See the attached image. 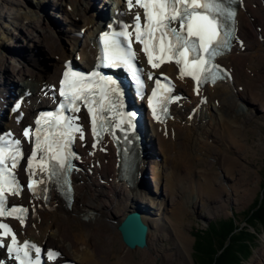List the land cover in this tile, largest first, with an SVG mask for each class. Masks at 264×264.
Returning <instances> with one entry per match:
<instances>
[{"label":"bare ground","instance_id":"1","mask_svg":"<svg viewBox=\"0 0 264 264\" xmlns=\"http://www.w3.org/2000/svg\"><path fill=\"white\" fill-rule=\"evenodd\" d=\"M72 1L75 7H72V10L68 12V14L74 17L77 16V13L81 12L82 15L79 20L82 21V25L79 24V26L82 27L83 30H88H84L88 36L92 27L98 29V22L102 20V15L118 18V13L114 14V10L117 9L116 5L109 8L107 4H105L101 9L96 6L98 10L95 9L91 17L86 18L84 11H88L89 8L93 9V3L89 2V0H85V5L81 3L84 5L81 7L76 0ZM58 2H61V0H58ZM58 2L55 3V0L53 1L56 5ZM69 2H71V0H69ZM258 2L259 0H240L239 2L236 39H234V43L229 52L218 58V62L227 71L229 79L224 81L218 80L213 84H206L198 94L194 92V88L188 81L176 80L175 92L181 94L178 100L180 104L170 107V118H167L161 123L147 122L146 128L143 126L140 133H137L132 138L119 136L114 140L112 135L105 134L97 140L94 146H90L88 142H86V146L79 149L81 155L80 162L78 163L79 169L75 171L73 177H71L73 194L69 207L65 206V203L59 196L62 192L60 183L55 188H48L45 191L46 197L42 199H32L31 197L24 196L21 200H18L20 195H14V199L28 206L29 211L25 223L26 226L20 228L19 237L24 239L27 238L28 235L34 237L35 234L41 233L42 235L38 236L40 237L39 241H42L45 247L51 252L60 256L56 261L47 264H55L59 261H62L63 264H67L66 261H64L65 257L71 259L73 264H158V261H161L162 264H173L177 263L178 259L181 257L187 256L189 254V240L187 234L184 233L183 230L184 224H186L184 216L188 210L183 204H180L181 206L179 207L176 203L171 202L168 209L169 211L166 210L165 212L170 213L171 216H162L164 215L162 209H166L167 206L164 205L160 208L161 206L152 205L151 199H148L149 192L146 190L145 193H142V189L145 190L146 186L144 185L147 183L146 165L152 163L156 156L162 157L159 159L160 161L163 160L164 163L169 161L170 166H175L184 170L185 183L179 186L181 189L180 196H183L184 188H188L189 185H192L194 180L191 178L192 173H196L199 180H201L203 198L210 199L215 197L220 200L216 195L219 194V197L221 194H224V196L226 195L225 199H222L220 206L221 210H224L225 206L232 202L238 203L242 201L241 199L243 197H241V194L247 196L248 193L253 190L247 183L248 175L246 176V170L248 168L243 163H245L244 161L250 151L249 149L254 148L253 150H255V148L257 149L258 147L253 146V144L250 146L251 143L248 138H250L249 133L253 134V131L247 130L242 123L243 121H253V114L257 113L259 110L264 111V103H262L263 97L259 95L260 90L255 89L257 77H259L257 84H261V80L264 81L263 74L256 75L258 69L264 68L262 66L264 62V42H258L257 45L255 44L254 41L256 40H253L252 37L255 36L256 33L255 31L253 32V25L249 19V17L254 18V22L258 21L260 18L264 19V8L261 7V2H264V0H262L260 4ZM256 4L257 8L255 9L254 6ZM64 10L65 13V7ZM19 17L25 18V15L21 17L16 13L14 17L10 18L11 26H14L13 28L16 27V30L17 27L19 28L20 26L18 23ZM31 17L34 19L33 16ZM31 17H27L26 20L28 23L37 25L36 22L31 20ZM47 19L48 18H46V20ZM64 21L67 23L66 25H73V21L68 22L69 20L67 21L66 18ZM61 31L62 30L59 28L56 29L58 33ZM27 32L29 35L31 32L30 27L27 28ZM51 35V32H42L40 30L39 38L32 39L29 37L32 44L30 43V46L28 43L27 44L29 48H32V51H35L38 55L44 52V48H42L41 45L47 47L43 42L45 40L49 41L50 49H57V44H53L54 39L51 38ZM87 43L88 42H85L79 47L80 44H78L76 40L71 42L70 53L69 50L63 48H60L64 50L62 52L59 50H51V53H49L57 60H51L52 62L46 63L48 67L47 71H49L46 73H34L26 68L14 66L15 64H12L9 68V62L2 64L6 65L10 72L6 77L0 73V96H3L8 89L4 87L3 80L4 82L6 80H11L13 79V75L18 74V78H21L16 80V83L19 81V85L16 84L13 88L15 91L18 90L16 96H23L24 111L30 112L37 109L39 103L44 99L42 91L45 89H41V87L45 84L55 83L61 65H63L74 50L78 51L80 49L79 61H81V63L88 61L91 48L88 47ZM20 47L22 52L25 46L21 45ZM58 47L60 46L58 45ZM36 49L39 50V53ZM2 58H0V60ZM25 60L28 62L36 61V59ZM78 66H80V64H78ZM248 70L254 72L255 75L253 78L245 74ZM164 71L172 74L170 67H165ZM118 83L120 84L121 82L119 81ZM240 90H242V92H240ZM245 94L248 95L247 98L249 99L247 107L244 104L241 105H244L246 109L240 107L234 121H230L225 117L220 119L222 127L225 128L229 134V138L233 143V148L230 149L225 147L220 151L209 146V148H211L210 150H212L211 152L214 153V157L203 162L205 164L203 169H198L196 172L193 171L191 168L193 160L201 159L208 148V144L202 139L201 130L198 127L209 123V121H211L213 109L217 110L220 108L221 104L225 103L227 98L237 106L235 97L237 95L244 96ZM252 100H255L258 106H251ZM216 101L219 102L218 107L215 106ZM259 107H261V109H259ZM247 108H250L251 114L246 113L245 115L244 110H247ZM207 115H209V117H207ZM2 116H4V112L0 111V119ZM208 118L209 121H207ZM9 123L10 120L8 122L6 120L0 123V127L7 126ZM195 124L197 125L193 127ZM178 144H187L192 148L190 151H183L182 153L179 149V154L176 153V156H173L171 153L177 149ZM231 152H236L237 154L231 157L228 154ZM182 157L184 161L177 160ZM160 161L158 162L160 163ZM218 163L222 167L226 166V173L230 175L233 181V185H230L232 187L230 190L231 193L225 186L228 183L225 181L223 184L221 183V175H219L218 172H211V166ZM150 168L153 173L156 187L154 192L159 194V187L161 186V170H159V164H151ZM154 169L155 171H153ZM166 181L170 182V179L165 178V182ZM212 183H214V185H212ZM164 184V195L167 196L169 192L171 193L170 200L175 199L173 188L178 187L169 186L166 183ZM140 186L142 188L141 190ZM137 190L140 192H137ZM231 195L235 196V199H232ZM196 196L201 197L199 194ZM146 199L148 201H146ZM207 207L203 199L200 202V210H203L202 213H205V215L212 214ZM153 208L157 210L156 213H154L155 211H151ZM128 213L137 215L145 228L142 246H127L131 250L137 248L134 254L124 249L126 245L123 246V241L121 242L120 237L115 231V229L117 230L116 227L118 224ZM56 214L63 215L61 222H54L48 219L43 225L40 224V226H38L39 219H41L42 216L53 217L56 216ZM12 221L13 220H11V222ZM144 221L148 225L144 223ZM53 223H56L57 229L53 228ZM149 226L153 227L155 230L153 236H149L150 239L147 240ZM83 229L84 233L81 234ZM53 231L63 235V237L61 236V238H59L60 241L57 242L56 239L55 242L53 241L54 237H58V235L54 233L50 236V233ZM25 232L26 235L24 234ZM90 235L96 236L100 244L99 246H96L95 243L90 241ZM171 235L175 242L174 244L170 242V244L172 243L174 247L163 245L162 242L168 241V237L171 241ZM65 239L68 241V245ZM47 241L54 242L58 248L48 245L46 243ZM175 244L177 245L176 248ZM137 255L139 256L136 259L135 257ZM184 263L183 260L179 261V264ZM5 264L9 263L6 262Z\"/></svg>","mask_w":264,"mask_h":264},{"label":"rangeland","instance_id":"2","mask_svg":"<svg viewBox=\"0 0 264 264\" xmlns=\"http://www.w3.org/2000/svg\"><path fill=\"white\" fill-rule=\"evenodd\" d=\"M53 1L54 0H45V1H41V0H0V58L3 57L0 60V73L2 74L4 73L3 76L6 77L9 74L10 70L8 71V69L10 68L12 64H15L14 66H17V67L19 66L21 68H26L28 70H31L34 73L49 72L47 71L48 67L46 66L47 65L46 63H50L54 60H57L55 57H52V54H50L51 50H54V51L59 50L60 52H62L64 50H61L60 48H63L65 50L66 49L69 50V53H70L71 42L76 40L78 44H80L79 47L85 42H87L88 34L86 33L84 36L85 41L83 39L82 42H79L78 39L73 38V36H75L74 34L70 36L67 34L64 35L65 29L69 27V25H66L67 23H65L64 21L65 18L67 21L69 20L68 22L73 21V24L78 23L82 25V21L79 20L80 16L82 15L81 12L77 13L76 14L77 16H74V17L68 14V12L72 10V7H75L73 4V1L71 0V2H69V0H61V2H58V0H55V3L58 2L57 5L53 3ZM261 1L262 0H259L258 3L260 4ZM76 2L82 7L85 5L86 1L76 0ZM89 2L93 3L94 7L93 9L89 8L88 11L87 10L84 11L85 12L84 15L86 14L85 15L86 18H90L91 16H89L88 13L92 15L95 9L98 10L97 7L101 9L102 7H104L105 4H107V7L109 8L113 7L111 5L112 1L110 0H105V2L104 0H89ZM81 3H83L84 5H82ZM44 5H48V6L55 5L54 7L56 8V10L61 11L63 13L64 18L61 21L56 19V17L54 16H57V15H55V11L54 13H52L54 9H51V8L46 9V12L44 13V9H45ZM256 6L257 4L254 6L255 9L257 8ZM64 7L66 9L65 13H64L65 11ZM261 7L264 8V2H261ZM16 13H18L21 17L25 15V18L19 17L20 22L18 20V23L20 24V26L19 28L17 27V30H16V27L13 28L14 26H11V19H10L14 17ZM31 16H33L35 20L32 19ZM27 17L28 18L31 17V20L36 22L37 25H32L28 23V21L26 20ZM46 18L48 19L46 20ZM249 19L253 25L252 30L253 32L255 31L256 33V35L252 37L253 40H256L254 41L255 44L257 45L258 42H261V43L264 42V33H263L264 32V19L260 18L258 21H255V22H254V18L249 17ZM27 25L31 29V32L29 33V35L27 32V28H28ZM57 28L61 29L62 31L60 33L56 32ZM40 30L42 32H51V34L53 35V36L51 35V38L54 39L53 44H57L56 45L57 49H50L49 41L47 40L43 41L44 44L47 45V47H45V45L44 46L41 45V47L44 48V52H45V53L44 52L41 53V55H38L35 51H32V48H29V46L32 44L31 39L29 37H31L32 39L39 38ZM64 36H68L71 38L68 39V38H65ZM27 43L29 44V46ZM21 45L25 46L22 52H21V47H20ZM58 45L60 47H58ZM37 46H38V43H37ZM78 52H80V49L78 50ZM38 53H39V50H38ZM24 58L29 59V60L36 59V61L33 60L34 62L32 61L28 62ZM6 62H9L8 63L9 68L6 65H2V64H5ZM262 66L264 67V62L262 63ZM245 74H247L249 77L251 76L250 78H253L255 75L254 72H251V70L246 71ZM259 74H263L264 76V68H260V70L258 69V72L256 75H259ZM20 78L21 77L18 78V74H15V76L13 75V80L15 81V85L16 84L19 85L18 84L19 81H17L16 83V80ZM258 78L259 77H257L256 79L257 82L259 81ZM251 80L255 81L254 79H251ZM257 82H255V89L260 90L259 95L263 97L262 103H264L263 101L264 100V81L261 80L262 82L261 84H257ZM242 90H240V92H242ZM247 96H248L247 94H245L244 96L237 95L235 97L237 106L227 98L226 102L221 104L220 108H218L217 110L213 109V112L211 113V121H209V118H208L207 121H209V123L198 127L201 130L202 139L206 142V144H208L207 145L208 148L201 159L193 160L191 164V168L193 171L196 172L198 169H203L205 167V164L203 162H206L208 159H211L214 157V153L211 152L212 150H210L211 148H209V146H211L212 148H216L220 151L223 150L225 147H228L230 149L233 148V143L231 139L229 138V134L226 131V129L222 127L220 123V119L222 117H225V118H228L230 121H234L235 117L238 114L239 108L242 107L243 109H246L247 102L249 101ZM218 103L219 102L216 101L215 103L216 107H218ZM241 104H244L246 107ZM250 105L253 107L258 106L255 100H252ZM259 109H261V107H259ZM246 113L251 114L250 108H247V110H244L245 115ZM209 115H207V117H209ZM146 125H145V128H146ZM196 125L197 124L193 125V127H195ZM242 125L247 130L253 131V134L249 133L250 138H248V140L251 143L250 146L253 144V146L258 147L257 149L255 148V150H253L254 148L249 149L251 152L249 151V153L247 154V158L244 161L245 163H243L248 168L246 170L247 172L246 176L248 175L247 183L249 184V187H251V189L253 190H251L247 196H244L243 194H241V197H243L241 199L242 201L238 203L232 202L233 204L230 203L226 205L224 210L223 209L221 210L220 206H221L222 199H225L226 195L224 196V194H221L220 197H219V194L216 195L220 200L216 199L214 196H213L214 198H210V199L203 198L204 195H203V188L200 182L201 180H199L196 173L191 174V178L194 179L192 182V185H189L188 188H184L185 190L183 192V196H180L181 189L179 188V186L185 183V175H184L183 169L177 168L175 166H170L169 161H166V163H164L163 160L160 161L159 159L162 158L161 156H156L155 160L152 161V163H150L149 165H146L147 166V176H146L147 183L144 185L146 186L145 190L142 189L141 186H140V190L142 189V193H145L146 190L149 192L148 199H151L152 205L161 206L160 208H162L164 205L167 206L166 209H162V211L164 212V215L162 216H166V217L171 216L170 213H165L166 210L169 209L171 202L176 203L179 207L181 206L180 204H183L185 208L188 210L184 216V221L186 224H184L183 231L184 233L187 234V238L189 240L188 241V253L189 254L187 256L185 255L181 257L180 259H178L177 263H173V264H179V261L181 260L185 262L184 264H198L195 262V258H197V254H198L197 242L199 240V237H204V236L208 237L210 236V234L216 235L214 232H216L217 230H211V228L212 227L215 228L216 226H218V224H221L224 221L227 222L229 220L231 221L233 226L238 227L239 230H241V232L243 231V235H242L243 238L241 239L240 244H243L245 249L242 253H238L237 255L239 264H263L264 263V226H262V224H259L257 221L256 222L251 221L253 217L250 216L248 218V213H247L249 209H251V211L256 209L257 207L256 204H258V201L264 195V111L259 110L257 113L253 114V121H243ZM191 148L192 147L187 144L185 145L178 144L177 149L173 152L174 154L173 153L171 154L173 156H176L175 155L176 153L179 154V149L181 150V153H182L183 151H190ZM228 154L229 156L234 157L235 154L237 153L231 152ZM177 160L184 161L183 157ZM158 161H160V163ZM151 164H155V165L159 164V170H161V180H160L161 186L159 187V194L158 193L156 194L154 192L156 187H155V183L153 179L154 178L153 173L151 172V168H150ZM218 164H213L211 166V170H212L211 172H218V174L221 175V180H220L222 181L221 183L223 184L224 181L228 183L225 186H226V189L231 193L230 190L232 189V187L230 185H233L232 184L233 181L231 180L230 175L226 173L227 172L226 166L222 167L220 164L219 165ZM162 166H163V169H162ZM153 171H155V169ZM165 178H169L170 182L168 181L165 182ZM164 183H166L169 186L178 187V188H173L175 199L170 200L171 193L169 192L167 196L164 195L163 193L165 190ZM212 185H214V183H212ZM137 192H140V191L137 190ZM222 192L225 193L224 191ZM197 194L201 195V197L196 196ZM231 198L235 199V196L231 195ZM203 199H204V202L208 206L207 208L211 211L212 214L205 215V213H202L203 210H200V202ZM146 201L148 200L146 199ZM147 207H148V204H147ZM151 211L153 212L155 211L154 213H156L157 210L153 208ZM154 213H153V216H154ZM62 216H63L62 214H56V216H53V217L42 216L41 219H39L40 221L38 222V226H40V224L43 225V223L46 222L48 219H51L54 222H61ZM144 223L146 222L144 221ZM53 228L57 229L56 223H53ZM148 228H149V231H148L147 240L150 239L149 236L150 237L153 236L154 230H155L153 227H150V226ZM115 231L120 237L119 232L116 229ZM53 233L55 235L56 234L58 235V237H54L53 239L54 242H55V239L58 242L60 241L59 238H61V236L63 237V235H60L56 231L51 232L50 236H52ZM83 233H84V229L81 231V234ZM25 235H26V232H25ZM40 235L42 234L38 233V236ZM220 235L222 236L221 239L225 237V235L224 236L222 234ZM34 237L31 239H34ZM89 237L91 238L90 241L92 243H95L96 246L100 245L99 241L96 239V236L90 235ZM35 238L39 240L40 237H35ZM120 240L122 242L121 237H120ZM54 242L52 243L50 241H47L46 243L48 245H52L58 248V246ZM65 242L68 245V241L66 239H65ZM170 242H172L173 244L175 242L172 235H171V241H170V238L168 237V241H163L162 244L166 246L174 247V245H172V243L170 244ZM122 244L123 246H125L123 242ZM240 244H237L236 247L238 248ZM229 245H230L229 247L233 249L232 246L234 244L230 243ZM176 247L177 245L175 244V248ZM124 249H127L129 253L134 254L137 248L131 250L127 246H125ZM246 250L248 251L246 252ZM234 251L236 252L235 246H234ZM138 256L139 255H137L135 258L137 259ZM231 258H233V256H231ZM64 261H69L71 264H73L71 259H69L68 257H65ZM158 264H162L161 261H158Z\"/></svg>","mask_w":264,"mask_h":264},{"label":"snow or ice","instance_id":"3","mask_svg":"<svg viewBox=\"0 0 264 264\" xmlns=\"http://www.w3.org/2000/svg\"><path fill=\"white\" fill-rule=\"evenodd\" d=\"M228 2H234V0H228ZM136 3L139 7L144 9V16L146 19V24L141 30L140 15L137 14L135 17V39L138 43L143 45V51L148 57V62L153 67H157L156 63H153L152 52L149 50L148 40L154 38V33L159 32V39L161 41V51L171 56H175V62L181 67V76L190 75L194 80L200 81V72L205 71L204 65L208 63V60L204 59L199 53H207L210 58H214L217 54L216 48H213L212 45L216 41V37L219 35L220 23L217 19L218 16H227L229 19L235 16V11L230 8L224 7L222 3L217 2V0H136ZM129 8H132V0H128ZM179 22V31L170 27L169 25L172 22ZM127 27V26H125ZM186 32V35L184 34ZM144 34H147V39L144 38ZM119 35L124 36L127 40L129 39L130 34L126 31L121 32ZM171 36L175 40V45L172 41H169L166 46H164L163 41L166 36ZM103 40L105 42V51L111 47H115L114 43H109L108 33L103 35ZM224 46H227V41H222ZM219 47V45H217ZM211 49V50H210ZM196 53L195 57L189 61L188 53ZM134 53L131 51V43L129 42L128 50L123 53L121 57H118L120 62L126 64L129 68H132L131 59L134 58ZM112 59V57H108ZM163 55L160 56V60L163 61ZM65 79L62 82V88L60 94L67 97L69 94L72 95L73 101L81 99L80 92L82 91L81 87H77L79 81L83 78L78 77L75 73H72L70 70L65 72ZM69 77H73L72 81L69 80ZM151 78V77H150ZM215 79V77H213ZM108 84H112L111 80L106 81ZM69 85V91L64 90L63 85ZM153 96H156V92H153ZM86 98V97H85ZM18 107V106H17ZM75 107V105H74ZM89 111H93L91 108ZM155 108L153 113L155 115ZM51 114H49L50 117ZM134 113H130L129 117H134ZM49 117H41V120H44ZM159 117H157L158 119ZM93 119L95 120V113H93ZM41 120H37L36 123L39 125ZM39 131V129H37ZM73 131H81L79 128L73 129ZM10 135V134H9ZM29 131H24V136L27 137ZM70 135V134H69ZM16 148L11 155H6V149L0 147V216H11L13 213L23 212L26 210L17 209L13 207L10 212H5L6 201L4 199L5 191H11V194L18 195L20 191V186L16 182L15 176L11 175L6 163L7 160L11 161V168L15 169L17 167L18 160L21 156L19 145L20 141L16 140L14 142ZM37 149L40 148L39 142L37 143ZM36 152L32 153V159L35 160ZM55 158V157H53ZM31 167V164L29 165ZM41 168L43 169V163H41ZM6 177L10 178V185L6 181ZM14 186V187H11ZM30 188H33V185H29ZM20 218V217H16ZM23 223V219H21ZM0 229L5 230L4 234L11 233V228L7 224L0 223ZM16 244L15 234H12V245ZM3 246V245H0ZM27 244L24 245V249L13 248L11 245L8 246L9 253L13 251L19 253L24 251L25 259L27 258ZM35 247V246H32ZM36 252L39 253L40 249L36 248ZM50 256L56 255L55 253H49ZM17 260H20L19 255L16 257ZM23 264V261H21Z\"/></svg>","mask_w":264,"mask_h":264},{"label":"trees","instance_id":"4","mask_svg":"<svg viewBox=\"0 0 264 264\" xmlns=\"http://www.w3.org/2000/svg\"><path fill=\"white\" fill-rule=\"evenodd\" d=\"M256 206L255 210H248V218L251 216L253 218L249 220L257 221L264 226V195ZM211 230H217L216 232L212 231L216 235L210 234L208 237H199L197 242L198 254L195 262L198 264H239L237 255L245 249L244 245L240 244L243 238V231L241 232L238 227L233 226L230 220L218 224L215 228L212 227ZM220 234L225 235V237L221 239L222 236ZM230 243L234 244L232 246L233 249L229 247ZM237 244H240L238 248L236 247ZM234 246L236 252L234 251Z\"/></svg>","mask_w":264,"mask_h":264},{"label":"water","instance_id":"5","mask_svg":"<svg viewBox=\"0 0 264 264\" xmlns=\"http://www.w3.org/2000/svg\"><path fill=\"white\" fill-rule=\"evenodd\" d=\"M116 228L126 246H142L145 228L137 215L128 213Z\"/></svg>","mask_w":264,"mask_h":264}]
</instances>
